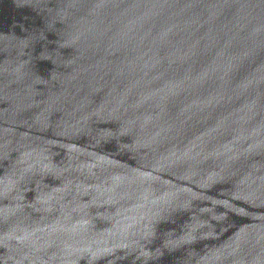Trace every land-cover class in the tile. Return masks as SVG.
Listing matches in <instances>:
<instances>
[{"label": "water", "instance_id": "obj_1", "mask_svg": "<svg viewBox=\"0 0 264 264\" xmlns=\"http://www.w3.org/2000/svg\"><path fill=\"white\" fill-rule=\"evenodd\" d=\"M0 264H264V0H0Z\"/></svg>", "mask_w": 264, "mask_h": 264}]
</instances>
